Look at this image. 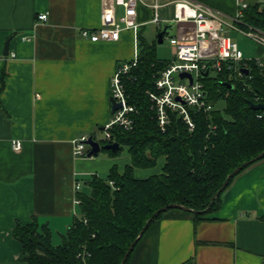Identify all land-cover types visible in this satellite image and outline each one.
Masks as SVG:
<instances>
[{"label": "crops", "instance_id": "1", "mask_svg": "<svg viewBox=\"0 0 264 264\" xmlns=\"http://www.w3.org/2000/svg\"><path fill=\"white\" fill-rule=\"evenodd\" d=\"M198 1L228 15L239 10V0ZM103 2L0 0V264H28L13 235L17 224L36 220L50 229L54 245L62 243L80 215L75 183L81 181L86 191L93 175L106 177L114 166L123 173L131 163L130 155L74 154V140L109 122L111 78L120 62L138 53V31L124 24L116 41L82 37V29L101 27ZM116 11L124 14L121 6ZM44 12L45 22L38 19ZM137 13L134 22L143 32L152 23V9L140 3ZM159 15L172 19L173 5ZM259 51L256 56L264 57ZM16 140L20 151L13 148ZM164 162L158 163L161 169ZM143 172L135 169L136 177ZM127 264H264V159L234 179L220 207L197 224L186 211L166 212Z\"/></svg>", "mask_w": 264, "mask_h": 264}, {"label": "trees", "instance_id": "2", "mask_svg": "<svg viewBox=\"0 0 264 264\" xmlns=\"http://www.w3.org/2000/svg\"><path fill=\"white\" fill-rule=\"evenodd\" d=\"M263 3L249 0L244 23L264 30ZM137 58V65L124 80L128 102L137 108L134 128L115 126L111 138L100 141L102 145H120L116 151L102 150L111 156L120 155L127 147L131 163L123 173L114 166L106 177L93 175L86 181L87 190L77 194L80 215L63 235L62 243L54 245L50 229L39 227L36 220L17 224L13 235L21 242L28 264H121L154 212L171 203L205 210L235 168L264 152V110L251 107V103H264V64L251 61V78L231 81L233 88L228 87L225 73L204 78L209 100L214 104L225 100L224 110L192 111L193 130L172 113L171 123L162 130L149 91L155 90L154 76L167 61L158 58L155 43L148 42L142 31L138 32ZM161 159L165 160L162 172L136 177L135 169H152ZM263 159L232 177L210 210L191 213L196 224L220 207L222 195L234 179ZM170 210L156 216L149 228Z\"/></svg>", "mask_w": 264, "mask_h": 264}, {"label": "built area", "instance_id": "3", "mask_svg": "<svg viewBox=\"0 0 264 264\" xmlns=\"http://www.w3.org/2000/svg\"><path fill=\"white\" fill-rule=\"evenodd\" d=\"M140 3L152 9L151 22L158 27H161L162 23L169 28L171 24L176 26L175 35L168 37L173 48V58L155 74V90L149 91L152 109L162 130L171 123L172 113L181 116L193 130L195 123L191 115L192 111L209 113L215 109V104L209 100L205 89L204 78L210 77L212 73L216 75L225 73L228 75L230 84L234 80L247 81L251 78V61L263 66L264 57L247 59L229 33L230 30H237L264 47V30L244 23L243 15L248 7V0H239V10L235 15L222 13L198 0H152L151 2L104 0L101 10V27L82 29V37L93 42L116 41L120 38L123 24L139 32V24H136L134 20ZM170 4L174 7V16L170 20L163 21L159 10ZM117 6L124 8L123 15H117ZM38 19L47 21L48 12L40 13ZM162 29L161 27L160 31ZM31 38L32 36H23V40ZM137 57L138 53L132 60L120 62L111 78V99L120 103L121 106L115 110L112 109L110 120L103 128L105 139L111 138V129L115 126L126 130L134 128V115L137 113V108L128 102L124 80L137 65ZM245 70L249 73L246 74ZM205 72H208L207 76H204ZM181 74H190L192 82L188 77L182 78ZM262 116L263 114L259 115V117ZM88 138L89 136H84L74 140L75 156L88 155L86 143ZM12 145L15 151L22 149V142L19 140L14 141ZM82 187L81 181L75 183L74 190L78 204L80 200L77 194L82 191Z\"/></svg>", "mask_w": 264, "mask_h": 264}, {"label": "water", "instance_id": "4", "mask_svg": "<svg viewBox=\"0 0 264 264\" xmlns=\"http://www.w3.org/2000/svg\"><path fill=\"white\" fill-rule=\"evenodd\" d=\"M169 26L166 25L161 31H159L158 33V43H162L164 41V34L166 33V31L168 30ZM9 43H10V39L7 40L6 45H5V54H9L10 49H9ZM245 73L248 74L249 71L245 70ZM208 72L204 73V76H207ZM181 77H188L190 78V81L192 82V76L190 74H181ZM228 87L233 88V85L228 83L227 84ZM112 109L115 110L117 108H119L121 106L120 103H116L114 101H112ZM251 107L255 110H264V103H251ZM104 128V127H103ZM102 128V129H103ZM90 147L91 150L88 153L89 156H93V155H98L99 152H101L103 149H110L112 151H116L120 148V145L118 143H110V144H106V145H102L100 141L95 140L93 138V136H89L87 142H86ZM264 157V152L260 153L258 156L252 158L249 161L244 162L243 164H241L240 166H238L237 168H235L225 179V181L223 182L222 186L219 188V190L215 193V195L213 196L209 206L202 211H196L190 207H187L185 205L182 204H178V203H171L168 204L167 206H164L160 209H158L156 212H154V214L147 220V222L145 223V225L143 226V228L141 229L140 233L138 234L137 238L134 240V242H132V244L129 246L128 250L126 251L124 258L121 262V264H126L130 254L132 253V251L134 250L136 244L139 242V240L143 237V235L146 233L147 229L149 228L150 223L155 219L156 216H158L161 212L170 210V209H180L186 212H190V213H199V214H203L206 213L208 210L211 209L212 205L214 204L216 198L225 190V188L228 186L230 180L232 177H234L236 174H238L244 167H247L248 165L258 161L259 159Z\"/></svg>", "mask_w": 264, "mask_h": 264}, {"label": "rangeland", "instance_id": "5", "mask_svg": "<svg viewBox=\"0 0 264 264\" xmlns=\"http://www.w3.org/2000/svg\"><path fill=\"white\" fill-rule=\"evenodd\" d=\"M249 1V0H248ZM264 2V0H259ZM264 6V3H263ZM165 23H162V28H164ZM161 27H158L155 24H148L146 26V28L143 30V34L144 37L146 38V40L150 43H155V47H156V53L158 58L165 60V61H169L173 58V48L171 47L170 43H169V39L168 37L175 35L176 33V26L174 24H171V27L169 28V30L165 33L164 35V41L162 43H158V33L161 29ZM230 36L238 43L240 49L242 51H244L245 53V57L247 59H252V58H256L257 54L260 52V48L261 50L264 51V47H261V45H259L258 43H256L253 39H251L250 37H248L247 35L242 34L241 32L237 31V30H230L229 31ZM216 74L212 73L211 77H215ZM225 100H220L217 103H215V109L216 110H220L223 111L225 108ZM95 137L97 138V140L102 141L105 140V134L102 131H97L96 134H94ZM128 149L127 147H124L120 153V157L119 158H124L126 156H128ZM160 168V164L157 165L156 167L152 168V169H141L147 171V172H143L142 174L138 173L137 177H149L153 174H157L158 173V169ZM161 169V168H160ZM162 170V169H161ZM85 186V185H84ZM87 190V189H86ZM59 236L55 237L56 239L59 240L58 238Z\"/></svg>", "mask_w": 264, "mask_h": 264}]
</instances>
